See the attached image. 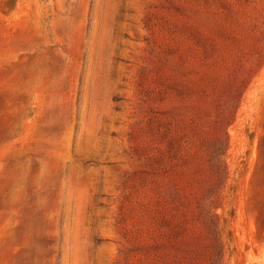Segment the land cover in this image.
<instances>
[{
	"label": "rangeland",
	"instance_id": "obj_1",
	"mask_svg": "<svg viewBox=\"0 0 264 264\" xmlns=\"http://www.w3.org/2000/svg\"><path fill=\"white\" fill-rule=\"evenodd\" d=\"M263 44L264 0H0V264H158L140 246L157 230L149 191L131 180L143 76L168 53L179 91L152 108L207 146L223 80ZM255 66L227 127L221 264H264V55Z\"/></svg>",
	"mask_w": 264,
	"mask_h": 264
},
{
	"label": "trees",
	"instance_id": "obj_2",
	"mask_svg": "<svg viewBox=\"0 0 264 264\" xmlns=\"http://www.w3.org/2000/svg\"><path fill=\"white\" fill-rule=\"evenodd\" d=\"M161 53L155 76L149 75L153 72L151 69L143 76L142 102L148 113L144 133L149 138L141 149L131 146V157L137 156L141 161L140 169L132 174L131 180H138L149 191L152 219L157 226L150 241L140 246L146 253L153 252L158 264H195L197 260L221 264L224 246L220 240L217 209L228 178L227 127L255 74V65L263 60L264 44L251 65L223 80L221 92L225 103L211 119L213 137L207 146L188 145L186 132L169 134L152 108V103L165 95L164 88L179 91L176 83L163 74L166 67H170V60L168 53ZM176 71L183 69L177 66ZM189 93L185 111L200 118L199 98L192 97L191 90ZM189 124L190 131L197 134L198 123L190 119Z\"/></svg>",
	"mask_w": 264,
	"mask_h": 264
}]
</instances>
